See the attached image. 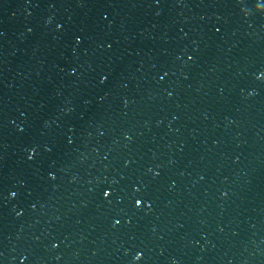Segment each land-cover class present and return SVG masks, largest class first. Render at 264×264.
I'll list each match as a JSON object with an SVG mask.
<instances>
[{"label": "water", "instance_id": "1", "mask_svg": "<svg viewBox=\"0 0 264 264\" xmlns=\"http://www.w3.org/2000/svg\"><path fill=\"white\" fill-rule=\"evenodd\" d=\"M0 264H264V0H0Z\"/></svg>", "mask_w": 264, "mask_h": 264}]
</instances>
